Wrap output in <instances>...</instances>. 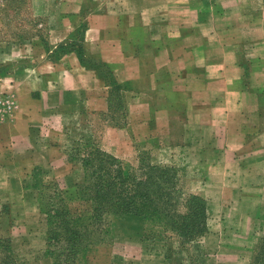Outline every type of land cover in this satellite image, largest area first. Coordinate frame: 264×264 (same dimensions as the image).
<instances>
[{
    "label": "crops",
    "instance_id": "crops-1",
    "mask_svg": "<svg viewBox=\"0 0 264 264\" xmlns=\"http://www.w3.org/2000/svg\"><path fill=\"white\" fill-rule=\"evenodd\" d=\"M33 4L32 38L0 45V241L20 264H57L42 235L58 193L90 205L75 161L93 142L132 166L151 149L196 159L192 194L219 180L221 218L252 198L243 223H264V0Z\"/></svg>",
    "mask_w": 264,
    "mask_h": 264
},
{
    "label": "rangeland",
    "instance_id": "rangeland-1",
    "mask_svg": "<svg viewBox=\"0 0 264 264\" xmlns=\"http://www.w3.org/2000/svg\"><path fill=\"white\" fill-rule=\"evenodd\" d=\"M33 2L34 0H0V45L8 41L17 42L32 38L31 34L36 32V19L32 15ZM76 158L77 164L82 160L90 162L86 168L88 180L92 185L102 184V187L108 185L111 192L121 197L131 193L135 195L151 193L155 180L163 179L165 182L169 181L168 185L171 183L178 185L171 198L173 205L169 207L171 212L167 218L159 219L155 215L152 221L148 222L136 216L112 217L111 228L115 230V235L113 239L99 238L98 242L91 245L97 250L92 254L95 258L93 264L263 262L259 263L258 260L264 258H259L264 255V223L249 228L245 226L242 218L243 211L257 214L255 212L258 211L259 200L244 199L232 217L221 218L223 207L218 195L222 182L219 180L210 182L209 199L189 191L190 180L195 176L197 166L199 167L195 165L198 160L182 162L173 157L172 162H165L162 153L151 149L145 151L143 162L139 166L119 164L102 155L94 142L89 149L81 150ZM99 165L101 166L98 170ZM101 177L102 180L99 181ZM98 185L96 187H99ZM253 186L264 188V182H255ZM59 195L66 202L64 194ZM202 199L203 202H200ZM203 204L204 212L203 209L202 211L197 209L201 205L203 207ZM75 210L78 211L77 215L87 218L91 207L84 204L75 206ZM165 224L168 229L162 228ZM42 237L45 240L42 242L46 244L47 235ZM29 254L28 258L32 256ZM1 258L5 260L2 252ZM83 260L81 264H85ZM16 262L20 264L17 260Z\"/></svg>",
    "mask_w": 264,
    "mask_h": 264
},
{
    "label": "trees",
    "instance_id": "trees-1",
    "mask_svg": "<svg viewBox=\"0 0 264 264\" xmlns=\"http://www.w3.org/2000/svg\"><path fill=\"white\" fill-rule=\"evenodd\" d=\"M89 147L90 145L85 146L82 151L89 149ZM99 152L115 162L123 164L100 150ZM82 161L86 174L85 181L77 185L74 196L77 202H89L91 211L88 213L89 216L87 218L83 215H77L78 211L74 213L68 207L65 195L63 196L66 202L62 200L60 193L57 194L55 201L58 212L51 216L48 238L46 239V255L54 257L57 264H81L82 259L85 262L90 246L98 242L99 238L105 240L113 239L115 230L111 228V218L114 216L123 218L126 216L142 217L144 221L148 222L152 221L155 215L159 219L167 218L171 212L169 207L173 205L171 198L178 188L177 184L171 183L168 185L169 181L165 182L163 179L161 181L155 180L152 183L153 189L151 193L144 194L145 192H143L138 195L131 193L121 197L111 192L108 185L105 187H102V184L92 185L88 180L89 174L86 168L90 162ZM101 180L102 177L99 178V181ZM96 185L99 187H96ZM199 201L203 202V199ZM203 207L201 205L197 209L199 211L203 209L204 212V204ZM162 228L168 229V226L165 224ZM64 244L65 246H63ZM0 252L5 256V260L0 259V262L3 261L2 264H18L8 242L0 241ZM263 257L264 255L259 256V258ZM258 262L264 264V258L259 259Z\"/></svg>",
    "mask_w": 264,
    "mask_h": 264
},
{
    "label": "built area",
    "instance_id": "built-area-1",
    "mask_svg": "<svg viewBox=\"0 0 264 264\" xmlns=\"http://www.w3.org/2000/svg\"><path fill=\"white\" fill-rule=\"evenodd\" d=\"M10 99L7 95L0 94V118L2 117V114L4 113L5 109L9 106Z\"/></svg>",
    "mask_w": 264,
    "mask_h": 264
}]
</instances>
